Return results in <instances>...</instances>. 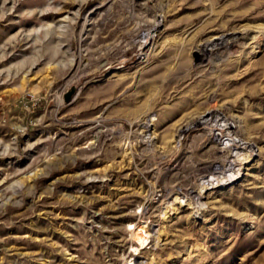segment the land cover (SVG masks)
Wrapping results in <instances>:
<instances>
[{
	"label": "rangeland",
	"instance_id": "374dc122",
	"mask_svg": "<svg viewBox=\"0 0 264 264\" xmlns=\"http://www.w3.org/2000/svg\"><path fill=\"white\" fill-rule=\"evenodd\" d=\"M0 264H264V0H0Z\"/></svg>",
	"mask_w": 264,
	"mask_h": 264
},
{
	"label": "water",
	"instance_id": "95a60500",
	"mask_svg": "<svg viewBox=\"0 0 264 264\" xmlns=\"http://www.w3.org/2000/svg\"><path fill=\"white\" fill-rule=\"evenodd\" d=\"M69 97V94L66 96V98H68Z\"/></svg>",
	"mask_w": 264,
	"mask_h": 264
}]
</instances>
